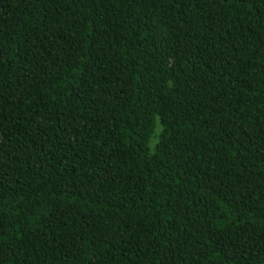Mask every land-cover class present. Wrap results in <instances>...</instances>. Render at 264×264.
<instances>
[{"label": "trees", "instance_id": "obj_1", "mask_svg": "<svg viewBox=\"0 0 264 264\" xmlns=\"http://www.w3.org/2000/svg\"><path fill=\"white\" fill-rule=\"evenodd\" d=\"M0 264H264V0H0Z\"/></svg>", "mask_w": 264, "mask_h": 264}]
</instances>
